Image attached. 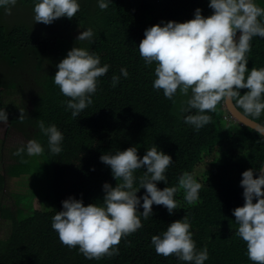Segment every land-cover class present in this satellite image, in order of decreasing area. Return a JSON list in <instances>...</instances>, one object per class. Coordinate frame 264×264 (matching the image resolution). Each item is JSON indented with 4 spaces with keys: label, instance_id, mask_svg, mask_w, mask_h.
<instances>
[{
    "label": "trees",
    "instance_id": "1",
    "mask_svg": "<svg viewBox=\"0 0 264 264\" xmlns=\"http://www.w3.org/2000/svg\"><path fill=\"white\" fill-rule=\"evenodd\" d=\"M81 1L75 17H60L50 24L33 21V0H17L11 6H21L23 10L6 13L0 8V108L5 109L13 126L17 112H29L35 107L37 120L46 122L53 118L66 130L62 151L53 159L49 157L54 166L52 208L34 207L30 216L23 217L22 211L16 213L0 205V221L10 227L8 234H0V264H190L174 254L158 255L150 243L152 235L183 216L190 223L196 249H207L204 264H254L247 256L246 243L236 234L238 224L232 209L244 203L241 173L264 161V138L247 126L240 127L233 136L236 129L222 130L218 116L225 98L215 111L207 113L210 123L194 130L184 122L186 115L197 111L187 103L191 91L187 95L179 93L174 102H167L163 91L152 87V75L137 47L145 28L153 24L191 19L197 7L202 15H210L213 10L208 7V0H112L103 10L97 0H84V4ZM256 3L264 7V0ZM75 26L81 27L79 32L91 28L93 43L76 40ZM73 46L88 48L100 57L101 66L109 65L108 72L97 78L92 103L77 117L65 110L62 102L69 98L52 80L57 63ZM245 55L247 68L264 67V38L253 37ZM121 67L128 71L127 78L120 74ZM113 74L120 76L116 87L111 86ZM239 91L243 94L247 89ZM235 100V106L243 112ZM247 116L264 124V112L259 117ZM153 144L172 157L165 172L168 187L177 185L182 173L192 174L205 162L200 180L196 179L201 184L199 199L189 205L183 190H178L174 194L177 209L171 215L164 206L156 204L147 220L137 213L142 227L122 235L115 245L118 254L111 257L88 259L78 246L63 244L51 227V217L61 209V201L73 196L85 205L100 204L102 185L108 182L114 187L119 182L99 157L130 146L136 147L138 157H142L146 147ZM28 170L19 160L7 172L10 178L25 177ZM144 170L142 167L134 172V187L139 186ZM44 171L33 179L38 180ZM256 175L258 172L254 171ZM6 179L5 173L0 174V190ZM156 183L161 189L166 186L164 181ZM144 192L140 188L137 196Z\"/></svg>",
    "mask_w": 264,
    "mask_h": 264
},
{
    "label": "clouds",
    "instance_id": "2",
    "mask_svg": "<svg viewBox=\"0 0 264 264\" xmlns=\"http://www.w3.org/2000/svg\"><path fill=\"white\" fill-rule=\"evenodd\" d=\"M16 3L17 0H0V8L7 13ZM110 3L112 0H97L101 10ZM208 7L213 10L208 16L202 15L197 7L191 19L161 21L145 28L137 47L152 75V87L162 90L167 102H174L179 93L187 95L191 91L187 103L190 109L197 111L184 117L186 124L199 131L211 121L207 113L215 111L216 105L225 98L218 120L222 130H237L233 136L240 127L247 125L228 110L227 98H236L235 103L245 114L232 101L233 105L247 118V115L259 117L264 112V67L247 68L248 57L245 55L250 51L253 37L264 38V7L256 0H208ZM79 10V0H33V21L50 24L60 17L71 19ZM77 29L81 27L75 26ZM75 37L93 43V30H77ZM56 69L53 83L63 96L69 98L62 102L65 110H71V115L77 117L92 103L97 78L108 72L109 65L101 66L100 57L88 48L73 46L57 63ZM120 74L127 78L128 71L121 67ZM119 80L120 76L113 74L111 86L116 87ZM242 88L247 89L243 94L239 91ZM34 108L29 112H17L14 126L5 109L0 108V122H8L11 128L23 134L9 155L22 160L29 169L28 174L35 163V155L52 161V156L62 151L61 141L66 131L53 118L46 122L37 120ZM59 110L63 113L64 109ZM252 120L257 123L251 122L252 128L247 127L264 138V124ZM40 132L43 134L39 135ZM6 136L0 138V157L5 151ZM99 159L110 167L112 176L119 181L114 187L108 182L102 185V203L85 205L82 199L69 196L61 201V209L51 217V227L60 241L70 248L78 246L85 258L99 259L118 254L115 245L121 236L142 227L137 213L147 220L153 215L152 205L156 204L164 206L171 215L177 209L174 194L178 190H183L184 200L189 205L199 199L201 184L191 173H182L177 185L167 186L165 172L173 160L155 144L146 147L142 157H138L136 147L130 146L105 152ZM142 167L145 170L139 177V186L134 187L137 180L134 172ZM254 171L258 172L255 177ZM241 177L239 183L243 188L244 203L232 209L238 224L236 234L246 243L248 258L254 264H264V161L255 169L244 170ZM159 181H164L166 186L158 188L156 182ZM140 188L145 192L137 196ZM189 229L190 223L183 216L169 223L166 230L152 235L150 243L158 255L174 254L181 261L204 264L208 259L207 249H196Z\"/></svg>",
    "mask_w": 264,
    "mask_h": 264
},
{
    "label": "rangeland",
    "instance_id": "3",
    "mask_svg": "<svg viewBox=\"0 0 264 264\" xmlns=\"http://www.w3.org/2000/svg\"><path fill=\"white\" fill-rule=\"evenodd\" d=\"M24 7L16 6L11 10H23ZM11 128L8 122H0V138L7 134L5 139L6 146L4 154L1 156L0 174L5 173L7 176L4 189L0 190V205L13 209L16 213L22 211L23 217H28L36 209L50 210L52 208V197L54 196V166L53 163L41 155H35L36 160L32 165L29 175L25 177H9L8 168L18 162V159L11 157L9 154L15 147L23 134ZM205 162L193 171L195 179L200 180ZM45 169L38 180L33 177ZM36 190V191H35ZM34 192V193H33ZM0 221V234L6 235L9 232V226L2 225Z\"/></svg>",
    "mask_w": 264,
    "mask_h": 264
},
{
    "label": "water",
    "instance_id": "4",
    "mask_svg": "<svg viewBox=\"0 0 264 264\" xmlns=\"http://www.w3.org/2000/svg\"><path fill=\"white\" fill-rule=\"evenodd\" d=\"M239 35H240V32L238 33L237 38H238ZM232 101H233L232 98H227V103L226 104H227L228 110L230 112H232L233 114H235L240 122L242 121L243 123H245V125H247V126L252 128L251 122H254V123H257V122L252 120V119H250V118H247L239 110H237L235 108V106L233 105Z\"/></svg>",
    "mask_w": 264,
    "mask_h": 264
}]
</instances>
